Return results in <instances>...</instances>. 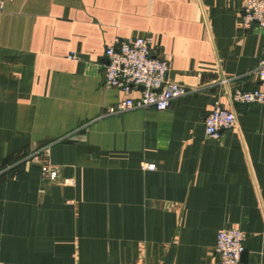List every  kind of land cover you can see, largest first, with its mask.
<instances>
[{
    "label": "crops",
    "instance_id": "obj_1",
    "mask_svg": "<svg viewBox=\"0 0 264 264\" xmlns=\"http://www.w3.org/2000/svg\"><path fill=\"white\" fill-rule=\"evenodd\" d=\"M244 1L6 0L0 264H221L232 228L242 263L264 264V104L229 98L258 87L264 57ZM137 37L190 91L165 111H118L139 93L105 85L107 47ZM216 104L237 114L219 140L204 124Z\"/></svg>",
    "mask_w": 264,
    "mask_h": 264
},
{
    "label": "built area",
    "instance_id": "obj_2",
    "mask_svg": "<svg viewBox=\"0 0 264 264\" xmlns=\"http://www.w3.org/2000/svg\"><path fill=\"white\" fill-rule=\"evenodd\" d=\"M6 0H0L3 7ZM242 24L250 29L256 25L264 30V0H245L241 11ZM152 39L137 37L116 40L106 49L105 85L125 93L137 91L138 98H127L117 110L135 109L167 110L172 102L189 94V89L181 83L169 79V64L166 60L153 57ZM70 59H76L72 53ZM258 87L253 90L232 88L229 90L231 103L236 105L264 104V57L254 71ZM143 86L144 91H138ZM208 137L221 139L227 130L237 127V114L234 109H226L216 104L204 120ZM145 171H154L156 164L143 165ZM44 180L55 182L60 177L58 167L44 161L41 167ZM245 234L238 229L222 230L218 233L215 252L221 264H243Z\"/></svg>",
    "mask_w": 264,
    "mask_h": 264
},
{
    "label": "water",
    "instance_id": "obj_3",
    "mask_svg": "<svg viewBox=\"0 0 264 264\" xmlns=\"http://www.w3.org/2000/svg\"><path fill=\"white\" fill-rule=\"evenodd\" d=\"M138 89H139L140 91H144V90H145L143 86H138Z\"/></svg>",
    "mask_w": 264,
    "mask_h": 264
}]
</instances>
